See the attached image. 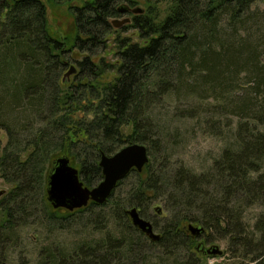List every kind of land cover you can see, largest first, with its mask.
<instances>
[{
	"label": "trees",
	"instance_id": "1",
	"mask_svg": "<svg viewBox=\"0 0 264 264\" xmlns=\"http://www.w3.org/2000/svg\"><path fill=\"white\" fill-rule=\"evenodd\" d=\"M73 1L0 0V174L14 184L0 202V264L19 229L28 227L87 232L72 252L51 244L44 264H150L146 243L162 252L159 264H203L214 257L204 249L215 241L226 242L238 264H264V15H251L256 0H170L161 21L151 8L135 14L126 27L142 43L117 35L116 63L72 53L109 42L119 32L110 19L131 10L117 6L122 0ZM47 3L68 7L72 33H50ZM171 96L198 103L171 117H203L211 136L222 138L231 128L225 120L235 118L236 143L206 172L182 166L169 174L159 166L143 179L154 148H163L157 112L170 113ZM135 143L147 147L149 163L132 170L103 205L70 212L48 203L46 177L56 159L69 158L92 188L103 180L102 154ZM131 177L136 183L121 198ZM159 198L167 216L163 225L152 221L161 235L153 242L125 212L136 207L147 218ZM252 209L257 214L248 220ZM189 223L203 228L199 237L183 229Z\"/></svg>",
	"mask_w": 264,
	"mask_h": 264
},
{
	"label": "rangeland",
	"instance_id": "2",
	"mask_svg": "<svg viewBox=\"0 0 264 264\" xmlns=\"http://www.w3.org/2000/svg\"><path fill=\"white\" fill-rule=\"evenodd\" d=\"M85 1L86 0H75L73 1V4L80 6ZM132 1L134 2V6H131L126 0H122L119 4H117V6L124 4L127 5L131 10L129 12L130 14L111 18L110 22L115 19H120V21H122L126 18H130L132 22V18L135 14L147 13L150 8L152 10V15L158 18L157 21H161L166 17L171 5L170 0ZM136 9H140V12L134 13L133 10ZM250 11L251 15L263 16L264 0H256ZM47 17L49 31L54 36L63 37L65 36L64 32L72 33L74 31V17L71 15L66 5L47 3ZM131 22L121 27H115L114 29L119 32L111 36L109 38V42L101 45L100 48H95L90 52L75 50L72 54H77L74 56L80 60L90 54H97L93 56L95 62L104 60L106 63H116V53L118 52V49L114 39L117 35L120 36V38H129L132 42L142 43L137 30L131 27H126L127 25H130ZM72 65L76 66L74 63ZM109 76L110 75H108V77ZM166 101L168 103L166 105L171 107L169 110L170 113H168V110H161L159 113L157 112L158 120L161 122L162 127L166 132L165 140L160 141L163 148H154V154L151 156L152 162L150 169H146V171H144V174L142 175L143 179L149 176V170H154L155 172L158 168H160L159 166L165 168L166 172L169 174H173L177 169H179V167L182 166L191 169L195 173L206 172L211 168L213 162L220 157L222 151L226 147H233L235 145V128L237 125V120L235 118L225 120V122L231 124V128L225 131L222 138H219L211 136L204 130L205 121L203 117L178 118L173 117V115L171 117V114H174V111L191 109L195 106L197 107L198 103L191 97L185 98L184 96L177 99L176 97L171 96L169 99H166ZM126 132V134H129V131L126 130ZM4 143L6 144V138ZM136 180L137 179L131 177L123 183L124 185L121 186L119 192V196H121V198H125L127 191L130 189L132 184L134 185L136 183ZM47 182L48 178L46 177V183ZM13 189L14 184H10L2 179L0 174V202L6 200L9 197V193ZM46 190L47 188H45V194L47 196ZM157 208L161 211L157 212ZM165 208V200L163 198L157 199L145 213L147 218L144 219L150 221L151 223L152 221H156L158 225H163L165 222H163L161 218L167 216ZM128 209L131 208L127 207L126 210ZM46 210L48 211V209ZM256 214L257 209L248 211V220L254 218ZM4 215V210L0 208V224L4 222ZM128 219L132 225L129 217ZM189 224H184L183 229L188 231L187 227ZM155 232L160 234V231L158 230ZM104 233H106V231ZM85 235H87V232H82L80 227H74L71 231H55L52 234H49V232L39 228H20L17 233V241L13 243V245H11L6 252V261L4 264H44L43 257L51 248V244L53 247L56 246L57 250L60 247V249L65 253L72 252L78 247V244L83 241L82 238H85ZM95 236L101 238L103 235L99 233L95 234ZM142 240H144V238H142ZM146 245L149 249L147 256H150L151 258L150 264H159V260L156 258L158 257V254H162V252L159 253L158 248L154 246H150L147 243ZM212 245H217L222 251V255L203 259V264H238L241 262L240 259L232 258V255L227 252L228 246L226 242L215 241ZM206 247H211V245H207Z\"/></svg>",
	"mask_w": 264,
	"mask_h": 264
},
{
	"label": "water",
	"instance_id": "3",
	"mask_svg": "<svg viewBox=\"0 0 264 264\" xmlns=\"http://www.w3.org/2000/svg\"><path fill=\"white\" fill-rule=\"evenodd\" d=\"M130 8L126 5L123 11ZM140 12V9L133 10ZM131 22L130 18L113 20L114 27H121ZM75 73V68L66 74ZM150 157L145 145L135 143L121 148L114 155L102 154L99 165L102 168L103 180L96 186L89 188L80 180L79 170L71 165L69 158L60 157L55 160L48 175L47 201L53 209H65L70 212L86 207L90 202L103 205L112 195L118 183L124 180L132 170L142 172L149 163ZM157 212L161 211L159 208ZM133 227L145 234L151 241L158 242L161 235L154 230L153 224L141 216L136 207L126 210ZM161 213V212H160ZM188 232L195 238L203 232V228L189 224ZM205 254L221 256L222 251L217 245L206 247Z\"/></svg>",
	"mask_w": 264,
	"mask_h": 264
},
{
	"label": "flooded vegetation",
	"instance_id": "4",
	"mask_svg": "<svg viewBox=\"0 0 264 264\" xmlns=\"http://www.w3.org/2000/svg\"><path fill=\"white\" fill-rule=\"evenodd\" d=\"M128 14H130V13H128Z\"/></svg>",
	"mask_w": 264,
	"mask_h": 264
}]
</instances>
